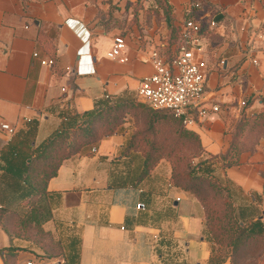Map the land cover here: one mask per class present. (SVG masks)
I'll return each mask as SVG.
<instances>
[{
	"label": "crops",
	"instance_id": "1",
	"mask_svg": "<svg viewBox=\"0 0 264 264\" xmlns=\"http://www.w3.org/2000/svg\"><path fill=\"white\" fill-rule=\"evenodd\" d=\"M137 1L0 0V125L25 132L36 123L39 144L60 129L67 114L91 112L107 97L127 92L137 99L140 81L153 73L152 51L167 56L178 45L169 46L164 22L146 19V7L134 13ZM166 1L179 37L190 14L201 27L208 115L197 119L191 131L208 155L221 156L230 146L241 102L250 104L246 113L263 106L264 3ZM191 3L199 8H189ZM123 7L132 19L125 34L115 26ZM118 34L125 40V64L107 58ZM212 106L217 113H211ZM130 135H112L89 154L64 160L48 181L51 219L42 229L60 243L61 257L43 259L35 245L11 241L0 230V264L9 247L16 249L13 264L69 259L76 264H208L211 245L202 206L170 184L166 161L143 175L140 151L126 152ZM11 138L0 130V153L9 151ZM220 179L230 188L238 217L250 211L253 220L264 222V138L240 156L238 165L224 169ZM2 200L0 185V206Z\"/></svg>",
	"mask_w": 264,
	"mask_h": 264
},
{
	"label": "trees",
	"instance_id": "2",
	"mask_svg": "<svg viewBox=\"0 0 264 264\" xmlns=\"http://www.w3.org/2000/svg\"><path fill=\"white\" fill-rule=\"evenodd\" d=\"M153 1V18L158 17L160 13L169 31L168 44L170 47L176 46L179 35L173 26L171 7L166 0ZM134 7H137L133 10L136 14L138 10L143 9L142 1L138 0ZM145 16L149 20L147 9ZM188 18L195 21L191 14L185 17ZM166 55L169 57L171 54L168 51ZM262 103L259 112L246 113L245 109L250 104L245 102L238 121L232 126L231 142L227 151L221 156H211L204 151L205 158L189 168L182 177L187 183L175 179L173 168L170 166V184L191 194L203 208L204 234L211 245L208 264H223L226 261L230 264H244L242 259L249 256V250L256 243H262L258 251L264 255V222L251 219L248 223L241 221L240 226L230 190L207 179L213 175L215 165H221L222 169L238 165L240 156L254 150L258 140L264 138V100ZM144 105L127 92L107 97L91 112L82 115L67 114L62 117L60 129L38 145H35L36 123H30L25 132H17L12 136L9 151L0 153V185L3 199L0 206V230L11 241L17 239L35 245L41 250L43 259L61 257L63 251L60 243L42 229V225L51 219V207L46 192L48 181L56 176L64 160L75 155L89 154L103 139L123 133L124 116ZM144 107L149 109L152 115L149 127L157 124L155 115L158 113V118H169L178 124L175 134L179 141L192 143L200 148L199 136L186 129L171 113L156 112L146 105ZM148 141L146 134L134 133L130 136L126 148V152L137 150L142 154L143 175L164 159L154 139L149 143ZM202 154H198L196 158H201ZM205 189L212 194L210 199ZM15 251L12 247L5 250L4 264H13ZM60 264L76 262L69 259Z\"/></svg>",
	"mask_w": 264,
	"mask_h": 264
},
{
	"label": "built area",
	"instance_id": "3",
	"mask_svg": "<svg viewBox=\"0 0 264 264\" xmlns=\"http://www.w3.org/2000/svg\"><path fill=\"white\" fill-rule=\"evenodd\" d=\"M264 3V0H256ZM191 9H198V3H191ZM200 25L194 20L185 19L180 32L179 42L171 55L165 56L158 50L152 51L150 63L153 73L143 78L137 88V99L156 112L171 113L182 125L192 130L197 119L204 118L208 112L203 108L206 64L199 56ZM81 49L78 51V53ZM34 57L37 55L34 54ZM107 58L120 64L128 62L126 45L123 35H115ZM51 62H41L42 65ZM245 102H241L243 107ZM218 107L212 106L211 113H217ZM0 130L12 137L16 128L9 124H1ZM137 209L143 208L138 204ZM34 264V263H27ZM37 264H46L38 260Z\"/></svg>",
	"mask_w": 264,
	"mask_h": 264
},
{
	"label": "rangeland",
	"instance_id": "4",
	"mask_svg": "<svg viewBox=\"0 0 264 264\" xmlns=\"http://www.w3.org/2000/svg\"><path fill=\"white\" fill-rule=\"evenodd\" d=\"M149 1L146 4L145 3L142 4V7L147 8L148 16H150L149 19L152 20L153 17H155L154 13L152 12L155 8V3L154 1H151V0ZM133 8H135V10L137 9V7H133ZM123 9L124 11L120 13L121 8H119V10L117 11L115 15L116 16L115 26L119 33L125 34L128 31L129 25L132 24L131 23L132 19H130V14H129L130 10L124 7ZM129 20H130V24L128 23ZM155 20H156L157 25L163 22V19L161 18L160 13L158 17L155 18ZM133 98L138 103L143 105V103L138 101L136 97L133 96ZM142 108L141 109L136 108L133 111H131L128 115L124 116V120H123L124 123L122 127L123 130L130 131L131 135L134 133L146 134V137L149 140L148 143L154 139L155 145L158 146V148H160L159 149L160 155L164 156V159L162 160L169 163L170 166L173 168V175L175 179L179 180L181 183H187L186 180L182 179L184 174L187 173L189 168L195 166L200 160H203V158H205V155H204L205 149L203 148L201 141H200V148H198L195 144L179 141L176 138V134H175V131L178 128V124L169 118H164V119L158 118L157 117L158 113H156L155 115V118L158 119L157 124H153V126L149 127V120L151 119L152 115H150L149 109H147L146 107H144L143 109ZM35 145H38L37 141L35 142ZM143 145L144 144H142V146ZM201 153H203L202 157L199 159L196 158V156ZM213 168H214L213 175H210L209 177H207V179L210 180L212 183L219 185L220 187H226L230 190L228 185H226V183H224L220 179V175L224 171V169L221 168V165L220 166L215 165ZM205 185L206 184H204V186ZM205 190L209 193V199H210L212 197V194L210 193L208 189H205ZM189 195L192 198H194L191 194ZM211 204L212 203H209V205ZM247 213L248 214L245 218L238 217V221H240L239 223L240 226H242L241 221H245L248 223L251 219H253V217L250 216V211H248ZM261 245L262 243L260 244L256 243L253 246V248L249 250V253H250L249 256H246L245 258H243L242 262L244 264H262L264 262V255L263 253H260L258 251L259 248H261ZM224 252H226V250ZM222 254L225 255V253H222ZM49 264H52V263L50 262ZM56 264H60V263L58 262Z\"/></svg>",
	"mask_w": 264,
	"mask_h": 264
}]
</instances>
